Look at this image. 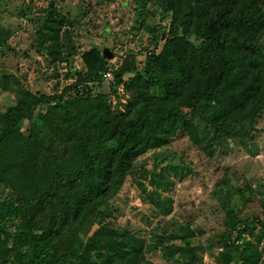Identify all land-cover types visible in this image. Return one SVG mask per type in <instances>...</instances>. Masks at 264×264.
<instances>
[{
	"label": "trees",
	"instance_id": "trees-1",
	"mask_svg": "<svg viewBox=\"0 0 264 264\" xmlns=\"http://www.w3.org/2000/svg\"><path fill=\"white\" fill-rule=\"evenodd\" d=\"M24 1L27 15L31 0ZM135 2L136 28L146 35L140 52L115 66L91 48L86 67H71L76 79L61 91L20 84L17 101L0 106V263L162 264L151 258L161 252L179 264H204L208 249L218 264H264V200L253 217L239 204L228 207V225L205 242L189 220L145 236L115 220L114 205L132 175L162 214L171 213L174 200L163 192L182 164L163 158L152 169L141 157L180 131L214 154L256 127L264 114V0ZM42 9L38 52L51 66L72 65L79 49L73 21L56 0ZM9 35L0 22V51L14 50ZM111 67L112 92L120 95L123 85L129 95L124 109L92 87ZM252 190L250 183L237 189L242 205Z\"/></svg>",
	"mask_w": 264,
	"mask_h": 264
},
{
	"label": "rangeland",
	"instance_id": "rangeland-1",
	"mask_svg": "<svg viewBox=\"0 0 264 264\" xmlns=\"http://www.w3.org/2000/svg\"><path fill=\"white\" fill-rule=\"evenodd\" d=\"M28 2V0H26ZM49 0H31L27 15L24 0H0V22L10 30L9 44L14 50L0 51V106L6 109L18 99L20 84L33 91L53 93L76 79L71 67L85 68L83 54L91 48L104 51L110 48L114 56L110 62L115 66L131 52L138 53L146 35L138 31L135 23V0H56L61 12L74 23V36L78 52L69 63L52 64L38 52L35 41L36 31L42 22L43 7ZM27 6V7H28ZM144 55L138 54L139 65H143ZM106 71L104 81L92 83L95 92L104 91L109 95L113 108L124 109L128 93L120 85V95L112 92L114 78L112 67ZM126 75L125 77H128ZM21 87V86H20ZM149 168L163 158L182 164V173L171 174L175 185L164 191L171 196L174 208L169 214H162L148 194L139 188L135 178L129 175L123 188L114 199L115 220L129 225L147 236L165 222L191 221L200 226L205 237L225 229L228 225L226 209L238 206L244 216L262 213L264 200V114L256 127L244 140L228 139L210 154L198 147L184 131H180L172 142L141 157ZM250 183V200L242 205L236 194L242 185ZM153 188L149 185V189ZM258 229L256 230V232ZM252 236V235H251ZM256 240H259L257 235ZM264 245V238L260 239ZM204 264H218L216 254L203 251ZM151 258L162 264H179L176 259L166 260L161 252L151 254ZM2 264V263H0Z\"/></svg>",
	"mask_w": 264,
	"mask_h": 264
},
{
	"label": "water",
	"instance_id": "water-1",
	"mask_svg": "<svg viewBox=\"0 0 264 264\" xmlns=\"http://www.w3.org/2000/svg\"><path fill=\"white\" fill-rule=\"evenodd\" d=\"M103 52H104V54L107 55V57H109V58H111V57L114 56L113 51H112L110 48H108V47H106V48L104 49Z\"/></svg>",
	"mask_w": 264,
	"mask_h": 264
},
{
	"label": "built area",
	"instance_id": "built-area-1",
	"mask_svg": "<svg viewBox=\"0 0 264 264\" xmlns=\"http://www.w3.org/2000/svg\"><path fill=\"white\" fill-rule=\"evenodd\" d=\"M105 75L111 76V72L110 71H106Z\"/></svg>",
	"mask_w": 264,
	"mask_h": 264
}]
</instances>
